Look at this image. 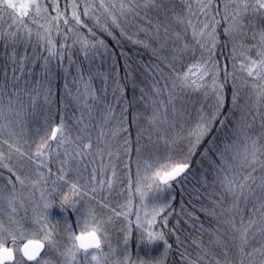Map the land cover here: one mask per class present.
<instances>
[{
	"label": "snow or ice",
	"instance_id": "obj_1",
	"mask_svg": "<svg viewBox=\"0 0 264 264\" xmlns=\"http://www.w3.org/2000/svg\"><path fill=\"white\" fill-rule=\"evenodd\" d=\"M181 3L185 5V12L174 13L172 17L175 24L183 26L182 32L175 33V39L180 41L179 47L175 49L177 53L175 58L189 52L195 56L197 48L200 56L187 67L186 71L173 72L170 75L169 102L172 100V93L179 89L203 91L206 98L209 95L214 97V103L209 105V111L200 110L196 122L186 133L181 128L173 135H160L157 126L168 124L167 109H164L163 117L158 110H154L149 124L156 128L157 139L153 141L152 136H148V140L155 146L147 155L145 148L148 146L140 143L144 133H137L136 143L133 146L123 112L117 117L116 109L111 104L105 102L100 123L90 127V121L85 118L84 112L87 111L90 117L95 103L103 99L97 94L90 74L85 78L81 73L79 79L74 82L77 85L74 93L69 92V95H74L76 102L83 109L80 118L76 121L79 127L75 136L67 123L61 119L46 129L45 135L34 142V147L29 144L24 148L23 128L20 131L16 130L24 109L20 92L14 90L7 103L0 96V170L9 174L4 177L0 172V179L6 180V186H10L11 192L8 202L11 213L7 222L0 219V264H49V260L41 254L46 245L50 248L56 246L55 224L49 220L48 213V209L53 205L45 202L43 211L33 216L36 228L28 229L16 218L17 209L14 207V202L17 184L23 188L28 180L36 189L42 181L47 183L45 170L48 176L52 175L49 165L53 155L58 159L61 167L57 179L52 183L55 186L58 181L63 182L69 188L72 198L70 199L68 193H62L61 203L71 205L73 209L79 200L88 197L90 193L108 190L110 195V190L118 181V167L122 163L123 168L127 170L125 171L128 177L127 191L129 193L134 191L139 197L141 208L144 209L143 221L139 211L135 213V227L141 233L142 242L149 245L162 242L166 251L170 249L171 244L167 241L165 232L156 231L158 217L162 218L160 227H167L168 221L162 217V214L169 205L157 199L149 210V193H155L158 197L159 194L171 189L173 182H177L178 178L188 172L191 167L190 158L195 155L196 149L219 120L225 103L224 90L229 78L234 89L233 105L238 102L239 90L236 89V84L239 81L243 87L251 89V94L248 96L251 107L241 117L235 139L232 143L226 144L218 156L219 171L216 182L220 192L219 199L213 202L211 214L224 227V232L217 227L211 234L214 239L210 243L222 250V258H217L211 250L202 252L196 259L185 257L183 254L181 258L186 264H209V257L211 264H264V111H262L264 110V29L254 34L255 43L251 45L245 46L240 43L238 48L237 44L233 43L230 54L231 70L227 64L219 63L216 51L219 45L220 26L224 25L223 35L229 41H234L236 35L243 33L244 17L249 12L264 16V0H191V2L181 0ZM193 3L196 6L195 10ZM162 7L159 0H66L63 8L61 0H0V11L10 10V22L7 24V30L0 33V40L7 39L16 45L18 39L30 42L34 37L37 44L47 53L45 61L47 63L48 59L62 57L61 50L69 46L67 41L71 34L72 44H79L80 50L87 58L97 44L99 46L104 44L102 40L95 44L91 43L81 34V30L86 29L88 34L95 35L93 29L88 26L87 20H91L102 31L115 27L121 29L122 34H126L122 24L128 23L129 17L142 18L151 25L157 36L163 28L167 38L171 25L167 22L153 23L147 16L148 10H159ZM141 13L144 15L141 16ZM201 16L203 19H200ZM31 25H35V28ZM140 31L146 29L141 27ZM189 32L190 40L187 39ZM54 33L63 36L61 50L57 49L54 42ZM128 38L132 39L131 36ZM253 49H255L254 54ZM25 59V56L19 59L21 68ZM12 62L14 64L17 62L15 51L12 53ZM14 79L18 78L14 77ZM168 87L166 84L165 88ZM154 90L159 94L160 89L154 86ZM118 91L119 88L113 90L114 97ZM34 92L35 95L29 93L32 106L39 96L38 90ZM253 112L255 113L252 116L253 122L256 116L260 117L259 132L251 131L253 123L247 118ZM220 123L223 125L224 121L220 120ZM169 127L174 129L175 123L170 124ZM93 128L96 129L95 140ZM161 142L163 150L160 147ZM182 144L185 145L184 148L180 147ZM133 152L135 153L134 180L130 174ZM88 157L95 158L91 161L92 164L98 159L100 166L93 167L85 178L84 173L88 171V165L84 161ZM24 161L34 166L33 173L37 179L32 180L18 171L25 167ZM72 173L74 176L70 175ZM41 196L43 197V192ZM91 199L96 200L95 195H92ZM96 202L101 203V201ZM241 204L245 205L247 216L241 211ZM248 205L251 207L249 208ZM102 206L109 207L107 202ZM21 207H23L22 203ZM119 207L120 211L116 209L111 211L126 222L124 240L127 244L132 228L129 219L133 215L130 210L132 199L129 198ZM102 223L103 221L96 219L94 212H89L88 218H84L82 222L77 220L79 233L75 234L69 230L70 247L60 253L66 257L65 264H72L78 252H83L85 258L91 255V259L100 264L98 256L103 254ZM104 239L106 240L107 237L105 236ZM8 241L11 242V246L8 245ZM229 248L233 250L234 255H230ZM90 250L94 252L90 253ZM124 264H131L127 256ZM156 264L161 262L156 261Z\"/></svg>",
	"mask_w": 264,
	"mask_h": 264
},
{
	"label": "trees",
	"instance_id": "obj_2",
	"mask_svg": "<svg viewBox=\"0 0 264 264\" xmlns=\"http://www.w3.org/2000/svg\"><path fill=\"white\" fill-rule=\"evenodd\" d=\"M66 0H61L63 8ZM163 7L159 10L151 9L147 11L148 19L153 23L167 22L171 25L167 38L163 28L159 36L144 19L132 17L128 18V23L122 24L124 32L121 29L111 27L108 31H102L91 20H87L89 27L93 29L95 35L87 33L86 29L81 30V34L91 43H97L102 40L103 46L92 49L87 58L80 50L79 44H72V35L69 34L67 41L68 47L60 48L63 42V36L53 34L54 42L57 49L61 50L63 55L58 58H51L46 61L47 53L43 47L37 44L33 37L30 42H23L18 39L16 45L10 40H0V96L7 103L9 96L14 90L20 92V98L24 103V109L19 118V124L16 130L23 128L24 135L22 145L27 148L29 144L34 147V142L39 141L41 136L45 135L46 129L54 123L63 119L69 129L75 136L78 129L76 121L81 116L82 106L78 104L74 95L77 86L74 82L79 79L83 73L85 78L92 77V84L103 99L95 103L92 108L91 116L87 111L84 112L85 118L90 121V127L97 125L101 120V113L104 109L105 102L111 104L116 109L117 117L123 112L126 123L129 128V138L135 146L137 133L143 132L140 138L142 145H147L145 155L155 146L148 140L157 139L156 128L149 124L153 111L158 110L161 117L165 115L164 109H167L168 124L157 125L160 135H173L176 131L183 128L187 130L196 122L200 110L209 111V105L214 103V97L209 95L207 98L201 92L180 91L177 89L172 93V100L169 102V89L171 87L170 75L173 72H183L195 60L199 59L200 51L197 48L196 55L191 52L179 56L175 49L179 47L180 41L175 39L176 32H182L183 26L173 22L174 13L185 12V5L181 0H159ZM191 2V0H190ZM193 3V10H195ZM222 14V8L220 9ZM70 15V10L69 13ZM144 13H141L143 16ZM0 33L7 30V24L10 22V10L0 11ZM195 20V17L193 18ZM200 19H203L201 16ZM219 19V17H218ZM103 22V21H102ZM245 28L242 34L236 35L234 41H229L223 35L222 24L219 28V45L217 48V57L221 65L227 64L231 70V50L235 42L245 46L255 43L254 34L264 29V16L259 13L249 12L244 17ZM35 28V25H31ZM143 27L146 31H140ZM110 33V34H109ZM131 36L132 39L128 37ZM190 40V32L187 37ZM142 41L143 43L133 42ZM148 45L145 47L144 45ZM15 51L17 62H12V53ZM255 49H253V54ZM25 56L26 59L21 68L19 59ZM227 57V59H226ZM242 75V74H241ZM14 77L18 79H14ZM168 88H165V85ZM65 85L68 87L66 88ZM160 89L159 94L154 90ZM119 88L113 96V90ZM106 89V91H105ZM236 89L239 90L238 102L234 106L232 103L233 85L229 78L224 90L225 103L221 111L219 120L214 124L212 131L205 137L204 141L196 149L195 155L190 158L191 167L177 182L173 183L171 189L165 193L159 194L156 198L169 205L163 218L168 221L167 227L161 228V217L157 218L156 231H164L166 239L171 244L167 251L163 248L162 242L153 244L143 243L141 233L135 227L133 215L129 217L132 222L131 232L127 244H125V231L127 230L126 222L123 218L114 215L111 209L120 211V205L132 199V210L134 211L137 203V196L134 191L129 193L126 185L128 177L125 175L123 164L118 167V181L114 188L110 190L98 191L88 197L79 200L75 209L71 205H62V193L71 194L69 188L63 182H57L54 186L52 181L57 179L58 170L61 167L58 159L53 155L49 167L52 175L48 176L47 183L43 181L36 189L31 186L30 181L26 180L25 186L21 188L16 185V218L21 220L25 228L35 229L33 223L34 214L43 211L45 202H50L53 206L48 209L49 220L55 224L54 239L56 246L50 248L46 245L45 252L42 256L49 260V264H65L66 257L60 253L70 247L68 241L69 230L78 234L77 220L83 221L88 218L89 212H94L98 221H103L101 233L102 238V255L98 256L100 264H124L125 256L128 257L131 264H186L182 260V254L185 257L196 259L202 252L211 250L217 258H222V250L212 243L214 237L212 232L220 227L224 232V227L220 225L214 215H212L213 202L219 199V185L216 182L219 171V152L223 150L226 144L232 143L237 133V127L251 107L248 96L251 94L249 87H243L237 81ZM34 90L39 91L36 97L35 105L30 104L29 93L35 95ZM155 101L156 103H153ZM127 111H124V110ZM264 111V110H262ZM252 115L247 118L253 123L251 131H260V117L256 116L253 122ZM220 120L224 121L221 125ZM175 123V128L169 125ZM6 135V133H5ZM96 138V129L93 128V139ZM27 143H24V142ZM163 150V144H160ZM184 148L185 145H180ZM207 154L205 155V151ZM4 151H7L5 146ZM55 152V148H53ZM179 151V149L177 150ZM94 157H88L84 163L88 165V171L84 173L85 178L90 174L93 167L99 168L100 161L97 159L95 164L91 161ZM25 167L18 169L21 175L28 176L32 180L37 179L33 173V165L23 162ZM75 166V162H73ZM4 177L9 174L0 170ZM130 174L135 179V153L133 152L131 160ZM74 176V173L70 174ZM14 179V178H13ZM55 187V190L53 188ZM43 192V197L41 196ZM95 195L96 200L91 196ZM155 197V196H152ZM11 198L10 186H6V180L0 179V219L7 222L11 209L8 206ZM96 201H101L97 203ZM107 202L109 207L102 206ZM21 203L23 207H21ZM250 208L251 205H248ZM241 211L247 216L245 205L241 204ZM111 221L109 222V218ZM107 237L105 240L104 237ZM11 246V242L8 241ZM230 255L234 252L229 248ZM90 253H92L90 251ZM19 255V254H17ZM72 264H97V261L91 259V255L86 258L83 252L76 254V260ZM211 264V257H209Z\"/></svg>",
	"mask_w": 264,
	"mask_h": 264
},
{
	"label": "rangeland",
	"instance_id": "obj_3",
	"mask_svg": "<svg viewBox=\"0 0 264 264\" xmlns=\"http://www.w3.org/2000/svg\"><path fill=\"white\" fill-rule=\"evenodd\" d=\"M152 196H155V197H152ZM153 198H156V194L155 193H149V197H148V207H149V210H150V208L152 206V203L156 202V200L153 199ZM130 210H131V212L134 213V215H133L134 219H136L135 213L137 211H139V213L141 215V220L143 221V219H144V216H143L144 209L141 208L140 200H139V197L138 196H137V203H136V207H135L134 211L132 210V207H131ZM91 252H94V250H91Z\"/></svg>",
	"mask_w": 264,
	"mask_h": 264
},
{
	"label": "water",
	"instance_id": "obj_4",
	"mask_svg": "<svg viewBox=\"0 0 264 264\" xmlns=\"http://www.w3.org/2000/svg\"><path fill=\"white\" fill-rule=\"evenodd\" d=\"M180 178H181V177H180ZM178 179H179V178H178ZM42 254H43V252H42ZM42 254H41V255H42Z\"/></svg>",
	"mask_w": 264,
	"mask_h": 264
}]
</instances>
